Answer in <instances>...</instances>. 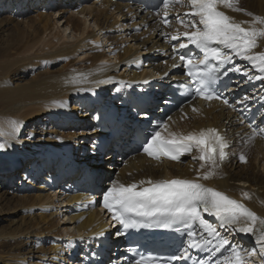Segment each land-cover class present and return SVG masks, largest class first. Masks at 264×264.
<instances>
[{"label":"bare ground","instance_id":"obj_1","mask_svg":"<svg viewBox=\"0 0 264 264\" xmlns=\"http://www.w3.org/2000/svg\"><path fill=\"white\" fill-rule=\"evenodd\" d=\"M66 1L73 0H0V133H3L0 143L5 144L0 149V225L6 224L0 227V264H69L70 249L63 238L72 241L80 236L88 243L94 242L92 237H107L104 217L109 218V214L99 215L94 209L92 200L96 197L73 193L67 184L64 186L66 193L60 194L58 203L54 200L56 194L50 192L53 181L76 169L74 163L84 167L88 160L94 162L100 158L101 151L93 146L98 138L87 137L93 127V118L89 117L94 114L98 118L105 105L94 108L93 100L106 96L109 108L118 110V123L115 124L118 128L113 130L116 132L120 127L128 129L129 121L124 119H127L126 89L131 84L153 80L168 85L182 80V67L177 56L184 49L178 45L187 41L182 36L178 40L171 37L185 31L177 17L188 19L183 14L190 10L189 6L173 5L167 16L170 26H165L163 8L150 14L143 6L135 4L79 0L80 3L74 6ZM70 5L74 6L72 14L74 12L76 17L69 14L60 33L52 19V10L61 8L56 12H64L62 9H68ZM236 6L244 11L223 7L220 10L236 22H250L252 16L245 13L264 18V0H238ZM89 18L92 26L97 28V34L90 31ZM68 30L73 38L71 42L65 35ZM112 31L118 35L106 36ZM124 31L129 34H123ZM144 34L148 36L143 38ZM100 35L103 41L108 40L105 50L100 48ZM126 36L133 44L120 47ZM221 51L226 50L221 47ZM253 51H264V38L258 40V47ZM110 57L118 60L117 64L106 63ZM54 65L58 67L52 68ZM236 66L253 77L259 74L239 57H234L225 69ZM228 74L234 78L233 86L225 93L228 105L217 101H193L166 116L164 125L167 128L160 130L162 135H167L168 132L188 134L217 129L229 145L226 149L229 160L220 164L212 178L199 182L242 201L264 218L263 135L250 139L251 128L257 132L264 129V112L252 125L247 124L249 114L264 97V81L249 80L236 72ZM194 108L198 111H193ZM149 115L150 121L162 118L156 109ZM133 120L147 121L148 116L144 114ZM11 121L16 122L15 132ZM48 124L51 126L47 127ZM64 129L69 133H62ZM80 135L87 139L76 141ZM106 138L120 150L127 141L113 136L112 132ZM49 148L66 150L72 154L73 162L64 164L66 166L60 161L56 164V160L47 154ZM241 153L246 162L236 159ZM193 156H198L195 149L186 163L179 165L161 159L152 161L143 152L131 158L111 152L109 166L113 165L116 172L105 176L100 172L104 178L102 186L109 188L112 181L127 185L148 179L195 180L200 161L193 160ZM55 164L57 170L54 173ZM91 167L100 168V165ZM199 170L203 173L207 166ZM64 182L59 180L58 184ZM245 192L250 194L249 198L242 196ZM60 208L63 209L61 217L66 219L61 224ZM68 210L72 212L70 216ZM8 213L16 214L14 219L5 217ZM250 238L254 244V237ZM82 249L88 252L85 246ZM123 251L118 248L119 253ZM256 253L261 259L259 251ZM72 263L86 264L78 256L72 257Z\"/></svg>","mask_w":264,"mask_h":264},{"label":"snow or ice","instance_id":"obj_2","mask_svg":"<svg viewBox=\"0 0 264 264\" xmlns=\"http://www.w3.org/2000/svg\"><path fill=\"white\" fill-rule=\"evenodd\" d=\"M237 2L238 0H162L165 26H170L167 16L173 5L189 6L190 10L183 14L188 19L177 17V22L185 31L171 38L178 40L182 36L187 42H180L178 45L180 49L194 46L202 53L199 58L183 54L179 59L185 69L184 75L190 81V84L186 81L182 86L194 89L195 95L203 100H221L228 104L226 99L210 91L218 86L222 69L225 76L229 72H236L247 76L249 80L264 81V75H260L264 74V51H253L258 47V40L264 38V18L245 13L252 16V20L236 22L220 10L223 7L236 12L244 11L236 6ZM245 24L248 26L245 27ZM221 47L226 51H221ZM173 51H176L175 47ZM234 57L248 62L259 74L253 77L247 70L238 66L225 69L226 65L232 63ZM193 111L198 110L194 108ZM10 124L15 132L16 122L11 121ZM157 128L166 130L167 125L161 124ZM157 128L145 137L143 153L156 160L161 157L179 160L182 155L195 149L198 156H193V160L200 161L199 169H205L207 166V170L201 173L198 169V178L195 180L148 179L127 185L112 181L111 186L103 193L102 204L111 214V220L125 231L148 226L171 228L176 224H183L186 239L182 241L178 254L170 256L166 264L189 259L190 249L207 250L210 245L216 253H221V249L228 252V255L221 253V259L215 260L214 264H250L246 257L250 258L257 254L255 246L259 247L261 264H264V218H260L244 203L199 182L200 179L212 178L216 174L215 170L220 167V162L225 160L227 156L225 150L229 147L225 137L215 128L188 134L168 132L167 135H162V131ZM257 134L264 135V129H260L259 133L253 130L250 139ZM4 147L5 144L0 143V149ZM240 160L246 162L245 156L241 155ZM249 195L247 192L242 193L244 198H249ZM202 213L215 217L217 223L208 221ZM218 228H229L254 237V247L245 250L239 245L230 244ZM120 234V231H117L116 235ZM133 264L159 262L154 261L151 256H140L134 259Z\"/></svg>","mask_w":264,"mask_h":264},{"label":"rangeland","instance_id":"obj_3","mask_svg":"<svg viewBox=\"0 0 264 264\" xmlns=\"http://www.w3.org/2000/svg\"><path fill=\"white\" fill-rule=\"evenodd\" d=\"M92 0H90L89 2H91ZM66 2H71L74 6H77L78 5V3H80L79 2V0H73V1H66ZM78 2V3H77ZM75 3H77V5L75 4ZM60 4H62V3H60ZM59 4V5H60ZM58 5V6H59ZM73 5H70L69 7H68V9H62V11H64V12H60V13H58V12H56L57 10H59V9H61V8H55V9H53L52 10V19L54 20V21H56V25H57V27L59 28L58 30L60 31V33H61V31L63 30L62 28L63 27H61L62 25H63V22H64V20H65V18L66 17H68V16H74V17H76V15H75V13L73 12V14H72V11H73V8H74V6ZM67 8V7H66ZM26 11L28 12V9H26ZM26 12V13H27ZM70 14V15H69ZM24 17H26V16H24ZM77 17H80V19H82L83 17H81V16H77ZM120 22L119 23H123L122 22V20H119ZM87 23H90V31H92V32H94V33H96L97 34V28L95 29V27H93L92 26V23H91V21H90V18L89 19H87ZM57 30V31H58ZM117 32H114V31H112L111 32V34H107L106 35V33H103L102 35H106V36H108V35H111V36H114V35H118V34H116ZM123 34H125V35H127V34H129V31H124V33ZM65 35L68 37L67 38V40H69V42H71V41H73V38H71L70 37V35H69V30L68 31H66L65 32ZM69 35V36H68ZM146 36H148L147 34H144V36H143V38L144 37H146ZM99 37V42H100V40H102L100 43H101V45H100V48L101 49H104L105 50V48H107V46L109 45L107 42H108V40L106 41H103L104 39L102 38V36L100 35V36H98ZM127 38L126 39H124L123 41H121L120 42V47H122V46H124V44H128L129 46H131L132 44H133V41H131V40H129V36H126ZM67 40H65V41H67ZM105 47V48H104ZM134 48V47H133ZM143 57V56H142ZM145 57H147V56H145ZM144 57V59H146ZM116 62H118V60H115V59H113V57L111 58L110 57V60H108V62L106 61V63H111V64H117ZM56 67H58L57 65H54L52 68H56ZM121 71V70H120ZM109 95H111V92H110V94ZM107 96L108 98H110V96ZM104 99L106 100V96H104ZM86 122L88 121V120H85ZM90 121V120H89ZM77 122V121H76ZM49 125L50 124H48V126L47 127H49ZM51 126V125H50ZM53 129H55V127L53 128ZM57 129V128H56ZM49 130V129H48ZM67 129H64V130H62V133H69V132H67L66 131ZM51 132V131H50ZM78 133V132H77ZM84 135H87L86 133H84ZM84 135L82 136V135H80L78 138H77V140L76 141H80L81 139H87V138H91L90 136L89 137H87V138H85L84 137ZM87 141V140H86ZM78 148H81V145H78ZM240 159V158H239ZM103 172L105 173V174H103L104 176L106 175V174H114L115 172H116V170H114L113 171V169H109L108 168V166L106 167V165H104V167H103ZM53 194H55L54 192H53ZM58 196L59 195H57L56 196V198H54V200L56 201V200H58L59 198H58ZM60 197V196H59ZM60 200V199H59ZM57 201L58 203L60 202V201ZM56 202V203H57ZM58 205H60L59 207H62L63 205H61V204H58ZM62 208H60V219H59V224H61V223H63V222H65L66 221V219L63 217H61L62 216V214L63 213H61L62 212ZM68 213H69V215L68 216H70L71 214H72V212H71V210H68ZM6 216L5 217H8L9 219H14V217H15V215L16 214H13V213H8V214H5ZM19 217V216H18ZM58 218V217H57ZM57 222V221H56ZM6 226V224H3V225H0V227H5ZM44 247L45 248H48V245H44ZM67 255V254H66ZM70 264V263H69Z\"/></svg>","mask_w":264,"mask_h":264}]
</instances>
